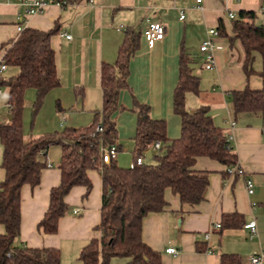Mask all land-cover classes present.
<instances>
[{
	"label": "crops",
	"instance_id": "1",
	"mask_svg": "<svg viewBox=\"0 0 264 264\" xmlns=\"http://www.w3.org/2000/svg\"><path fill=\"white\" fill-rule=\"evenodd\" d=\"M28 1L0 0V62L10 42L20 34L19 24L41 31L55 29L50 44L55 52L60 85L49 90L35 109L38 114L30 131L24 126L22 113L23 139L29 141L66 127L90 125L102 111L101 65L115 63L128 30L140 32L138 49L129 60L128 87L120 91L119 108L113 113L117 130L116 163L122 167L133 164L134 99L148 105L152 117L165 121L170 139L180 136L181 119L173 111V92L179 79L180 54L184 53L192 59L193 73L200 79L199 92L185 94V109L193 112L200 106L208 107L213 123L227 136L236 162L244 170L238 174L231 170L233 165L206 156L197 157L193 168L206 172L209 179L205 198L196 204L183 203L166 188L165 208L148 213L142 220L143 241L160 253L161 264H221L224 254L236 257L232 264H248L249 256L264 253V109L237 112L232 98L233 91L246 85L253 89L262 87L259 75L262 63L254 65V59L255 72L247 78L242 68L244 47L238 38L232 37V22L241 10L254 11V23L264 25L262 0H46L42 11L29 15L25 12ZM150 22L165 27L163 39L152 46L142 35ZM210 27L216 28L218 35L213 38L215 64L207 69L200 45ZM16 72V67L7 66L3 76ZM0 88L2 123L9 114L7 91ZM31 89L35 92L34 88L26 89L24 98ZM2 106L6 109V119H2ZM46 106L50 117L37 126L39 113ZM229 136L232 138L228 139ZM2 158L0 141V182L5 178ZM60 158L61 148L50 146L40 156L51 166L42 168L39 183L21 187L16 242L30 248H56L60 252V264H82L81 249L91 239L102 236L98 227L102 207L101 171L99 168L87 171L91 182L88 192L84 185L70 189L64 197L68 210L59 219L57 231L44 233L38 224L48 208L51 189L60 183ZM126 159L130 160L129 165ZM143 161L153 162L147 157ZM247 178L252 180V193L248 192ZM232 213L238 214L237 218H231L236 224L228 226L223 215ZM252 220L256 222L254 233L243 227ZM215 223L221 227L214 228ZM4 232L0 224V234ZM207 233L209 237L205 238ZM170 247L179 252L168 253ZM109 264L131 263L126 257L116 256Z\"/></svg>",
	"mask_w": 264,
	"mask_h": 264
},
{
	"label": "trees",
	"instance_id": "2",
	"mask_svg": "<svg viewBox=\"0 0 264 264\" xmlns=\"http://www.w3.org/2000/svg\"><path fill=\"white\" fill-rule=\"evenodd\" d=\"M262 3L264 5V0ZM255 17L254 11L241 10L232 22V37L238 38L245 50L242 66L245 76L248 78L255 72L253 62L256 53L262 63L259 71L261 88L253 89L246 85L232 92L237 112L264 109V25L255 24ZM54 33L55 29L24 28L4 53L7 66L16 67L17 72L0 79V86L7 91L8 114L11 116L0 123L2 166L5 169V178L0 182V224L5 228V232L0 234V264H60L58 249L30 248L16 242L20 227L21 187L26 183L31 186L39 183L41 170L46 165L39 152L45 153L52 145L61 148V180L50 191L49 205L38 229L44 233H55L59 219L68 210L64 197L76 185L86 186L88 192L91 182L87 171L99 168L102 207L98 227L102 236L91 239L81 249L79 259L82 264H109L116 256L128 258L131 264H161L160 253L142 239L143 218L150 212L165 208L166 188L176 193L183 203L196 204L205 198L209 179L206 172L193 168L197 157L206 156L227 166L234 165L237 160L228 145L227 136L213 123L208 107L200 106L193 112L185 109V94L199 92L200 79L193 73L192 59L180 54L179 79L173 92V111L181 119L180 136L170 139L165 121L152 117L150 107L134 99L133 164L122 167L115 158L109 163H101L100 148L116 145L113 113L119 108L120 91L128 87L129 60L138 49L140 32L128 30L115 63L101 65L102 111L90 125L66 127L25 141L22 113L26 89H35L36 109L46 93L60 85L55 52L50 44ZM99 123L101 131L95 129ZM157 141L161 147L155 151L152 146ZM147 152H150L153 162L137 163L136 159L146 157ZM237 216L236 213L224 214L223 221L228 226L235 225L231 218ZM236 260L235 256L224 254L221 264H232Z\"/></svg>",
	"mask_w": 264,
	"mask_h": 264
},
{
	"label": "built area",
	"instance_id": "3",
	"mask_svg": "<svg viewBox=\"0 0 264 264\" xmlns=\"http://www.w3.org/2000/svg\"><path fill=\"white\" fill-rule=\"evenodd\" d=\"M21 2V0H17ZM200 2V0H197ZM47 4L46 0H30L25 3L26 9L25 12L26 14H34L37 12H40L43 10L45 5ZM200 8L199 6H197ZM230 17H233V14H229ZM184 17V14H181V18ZM24 30V25L19 24L17 26V32L21 33ZM165 34V27L159 23V22H150L146 28L143 31V36L148 42L150 46H152L156 41L163 39ZM218 35V30L216 28L210 27L207 30V35L205 40L202 42L200 45V51L204 53V67L207 69L213 68L215 64V57H214V44H213V38ZM67 37L70 38V35ZM7 69V64L5 61L0 62V79L3 77L4 71ZM0 93H1V88H0ZM7 106H9L7 104ZM232 125L234 122L231 123ZM97 131L102 130V125L99 123L96 125L95 128ZM232 136H229L228 139H231ZM161 147V143L159 141L155 142L152 146V149H159ZM43 151L39 152L40 156H43ZM117 154V146L115 144H112L110 146H101L100 148V159L101 163H109L112 159L116 157ZM144 156H140L136 159L137 163H142L144 160ZM47 166H51L50 162L46 163ZM231 170L233 172H236L238 174H243L244 170L239 166V164L236 162L232 167ZM246 186L248 189L249 193L253 192V183L250 178L246 179ZM214 228H220L221 224L220 223H215ZM244 228L250 229L251 233H254L256 230V222L255 220H252L248 223H245L243 225ZM209 237V233L205 234V238ZM168 253H172L176 255L179 251L175 248H167ZM263 258H264V253L263 252H257L249 256L248 264H262L263 263Z\"/></svg>",
	"mask_w": 264,
	"mask_h": 264
},
{
	"label": "rangeland",
	"instance_id": "4",
	"mask_svg": "<svg viewBox=\"0 0 264 264\" xmlns=\"http://www.w3.org/2000/svg\"><path fill=\"white\" fill-rule=\"evenodd\" d=\"M255 62L254 65H258L260 66L261 63V58L259 56V54H255ZM10 72V71H9ZM35 95L36 93L33 92V89L29 90L26 92V96H25V103H24V109H23V122H24V126L26 128H28V131H30L32 129V124H34L33 120L34 118L37 117V113H35V108H34V100H35ZM3 105V104H2ZM48 106V105H47ZM45 107L44 111H41V113H39V117L37 119V126H39V124H41L46 117H50V114L48 113V107ZM1 115L3 116L2 119H6L5 117V113H6V109L2 106L1 107ZM127 165H129L130 160L126 159L125 160ZM146 161H148V159H146Z\"/></svg>",
	"mask_w": 264,
	"mask_h": 264
},
{
	"label": "water",
	"instance_id": "5",
	"mask_svg": "<svg viewBox=\"0 0 264 264\" xmlns=\"http://www.w3.org/2000/svg\"><path fill=\"white\" fill-rule=\"evenodd\" d=\"M8 118H11V116L9 115ZM146 157H147V158H150V157H151L150 152H147V153H146Z\"/></svg>",
	"mask_w": 264,
	"mask_h": 264
}]
</instances>
